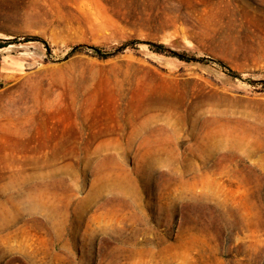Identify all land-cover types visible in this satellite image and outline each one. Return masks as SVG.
Returning a JSON list of instances; mask_svg holds the SVG:
<instances>
[{
    "label": "rangeland",
    "instance_id": "374dc122",
    "mask_svg": "<svg viewBox=\"0 0 264 264\" xmlns=\"http://www.w3.org/2000/svg\"><path fill=\"white\" fill-rule=\"evenodd\" d=\"M5 42L0 264H264V0H0Z\"/></svg>",
    "mask_w": 264,
    "mask_h": 264
},
{
    "label": "trees",
    "instance_id": "16d2710c",
    "mask_svg": "<svg viewBox=\"0 0 264 264\" xmlns=\"http://www.w3.org/2000/svg\"><path fill=\"white\" fill-rule=\"evenodd\" d=\"M9 45H10V43H8V42L0 43V49L7 48ZM76 51H78V49H73V52H76ZM187 61L190 62L189 59ZM191 61H192V59H191Z\"/></svg>",
    "mask_w": 264,
    "mask_h": 264
},
{
    "label": "bare ground",
    "instance_id": "6f19581e",
    "mask_svg": "<svg viewBox=\"0 0 264 264\" xmlns=\"http://www.w3.org/2000/svg\"><path fill=\"white\" fill-rule=\"evenodd\" d=\"M2 50H4V49H0V51H2Z\"/></svg>",
    "mask_w": 264,
    "mask_h": 264
}]
</instances>
